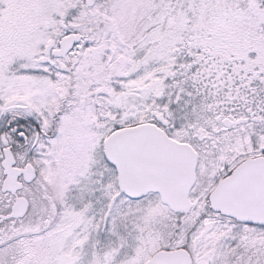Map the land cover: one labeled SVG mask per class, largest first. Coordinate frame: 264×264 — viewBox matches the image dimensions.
<instances>
[{
    "label": "snow or ice",
    "instance_id": "obj_1",
    "mask_svg": "<svg viewBox=\"0 0 264 264\" xmlns=\"http://www.w3.org/2000/svg\"><path fill=\"white\" fill-rule=\"evenodd\" d=\"M0 264H264V0H0Z\"/></svg>",
    "mask_w": 264,
    "mask_h": 264
}]
</instances>
